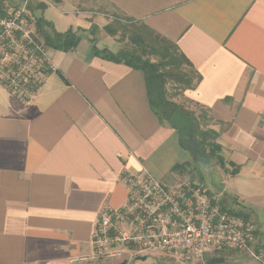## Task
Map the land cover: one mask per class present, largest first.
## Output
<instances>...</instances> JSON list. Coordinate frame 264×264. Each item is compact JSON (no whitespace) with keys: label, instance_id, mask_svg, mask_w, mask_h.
Masks as SVG:
<instances>
[{"label":"crops","instance_id":"obj_1","mask_svg":"<svg viewBox=\"0 0 264 264\" xmlns=\"http://www.w3.org/2000/svg\"><path fill=\"white\" fill-rule=\"evenodd\" d=\"M37 2L44 9L30 13L47 34L72 29L80 41L45 45L54 71L30 100L0 84V264H123L92 259L90 245L100 211L126 202L121 176L145 170L170 188L196 178L178 132L150 108L142 72L93 54L120 50L104 31L106 5L175 44L197 71L196 86L169 99L207 109L221 157L238 169L215 166L222 187L206 189L233 211L264 213V0Z\"/></svg>","mask_w":264,"mask_h":264},{"label":"built area","instance_id":"obj_2","mask_svg":"<svg viewBox=\"0 0 264 264\" xmlns=\"http://www.w3.org/2000/svg\"><path fill=\"white\" fill-rule=\"evenodd\" d=\"M33 1L0 6V84L23 102L54 71L30 13ZM120 181L126 202L100 211L90 239L92 259L124 264L135 256L163 254L199 263L206 255L236 250L246 252L254 264H264V247L253 249L259 229L234 215L222 194L208 193L201 180L187 179L170 188L143 170L124 174Z\"/></svg>","mask_w":264,"mask_h":264},{"label":"trees","instance_id":"obj_3","mask_svg":"<svg viewBox=\"0 0 264 264\" xmlns=\"http://www.w3.org/2000/svg\"><path fill=\"white\" fill-rule=\"evenodd\" d=\"M36 9L42 10L44 6L39 5L30 9V12H34ZM130 22L132 23L128 24ZM133 22L137 23L125 17L122 22L119 19H114L104 27L106 34L111 37L117 34L125 35L128 32L130 48H122L112 53L107 49L98 50L94 47L93 54L106 61L123 63L132 69L141 71L145 80L150 108L159 121L170 125L169 120L173 113L176 110L183 111L191 118L194 138L213 165L225 173L235 174L238 170L237 167L230 162H225L220 155L221 148L217 143L218 134L207 127L211 121L207 109L197 106L196 112H187L168 98L166 85L169 82L176 86H182V90H189L193 89L200 81V75L178 51L175 44L154 33L142 23L137 25ZM35 25L48 48L63 51L72 50L80 41V37L72 29H68L64 33L49 32L47 34L44 27L48 26V23L43 19L35 18ZM226 166H229L231 170L228 171ZM232 212L247 221V215L244 216L241 210H232ZM219 262L221 259H211L209 264Z\"/></svg>","mask_w":264,"mask_h":264},{"label":"rangeland","instance_id":"obj_4","mask_svg":"<svg viewBox=\"0 0 264 264\" xmlns=\"http://www.w3.org/2000/svg\"><path fill=\"white\" fill-rule=\"evenodd\" d=\"M8 1L9 0H0V4H2V6H4V5H6V3ZM33 2L34 3L31 6V8L34 9V7L39 6L37 0H34ZM104 8H105V10H104L105 14L110 16V19H111L107 25H109L111 23V21L114 19H119V20H121V22H122V19L123 20L125 19L124 16L117 13L114 9L109 7V5H106ZM107 18H109V17H107ZM131 23L132 22H130L128 24H131ZM133 24L138 25L139 22H137V23L133 22ZM128 37H129L128 32H126L125 35L120 36L119 34H117L116 36H114L115 42L118 44L120 49L131 47L130 44L128 43ZM100 46H102V45H100ZM179 89H182V86H179V85L176 86L174 83L169 82L166 85V91H167L168 98L172 99L175 97L178 99L177 94L179 93ZM212 165H213V163H212ZM212 167H213L212 171H210V172L203 171L200 168L196 167L197 173L194 175L197 179H199L203 182V184L205 185V187L207 189L218 190L222 187L221 179L223 178V174L220 172V170L215 169V165H213ZM252 210H253V212L251 214V212L248 211L242 205L241 211H242L243 215L244 216L247 215V217L251 218V219L254 218V220L252 219V221H254V222L250 221V223L254 224L255 222H258L257 218L262 217L264 215V213L261 212L260 207H252ZM254 225L258 226L257 228L259 229V232H258V244L255 245V247H253V249L254 250L262 249L264 247V227H263L264 224H262V223L256 224L255 223ZM260 229H262V230H260ZM211 259H221V262L215 263V264H254L253 260H251L249 258V256L246 254V252H244V251L239 252L236 250H226L223 252H215L212 255H206L205 258L201 262L196 263V264H209V261ZM127 262H128V264H192V262L181 263V262L177 261L175 258L169 257L167 255H163V254L148 255L144 259L131 258V259H127Z\"/></svg>","mask_w":264,"mask_h":264},{"label":"water","instance_id":"obj_5","mask_svg":"<svg viewBox=\"0 0 264 264\" xmlns=\"http://www.w3.org/2000/svg\"><path fill=\"white\" fill-rule=\"evenodd\" d=\"M170 125L178 132V142L182 149L188 151L194 163L203 171L212 170V162L199 147L193 135L191 118L181 110H176L169 120Z\"/></svg>","mask_w":264,"mask_h":264}]
</instances>
